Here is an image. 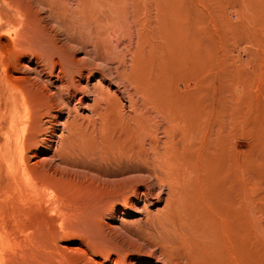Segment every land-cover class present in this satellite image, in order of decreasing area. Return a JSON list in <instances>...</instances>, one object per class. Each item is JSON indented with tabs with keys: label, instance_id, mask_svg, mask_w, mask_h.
<instances>
[{
	"label": "rangeland",
	"instance_id": "1",
	"mask_svg": "<svg viewBox=\"0 0 264 264\" xmlns=\"http://www.w3.org/2000/svg\"><path fill=\"white\" fill-rule=\"evenodd\" d=\"M145 104L201 121L173 238L183 218L193 264H264V0H0V264H188L130 235L165 187L92 172Z\"/></svg>",
	"mask_w": 264,
	"mask_h": 264
},
{
	"label": "bare ground",
	"instance_id": "2",
	"mask_svg": "<svg viewBox=\"0 0 264 264\" xmlns=\"http://www.w3.org/2000/svg\"><path fill=\"white\" fill-rule=\"evenodd\" d=\"M116 74H117V72H116ZM117 76L119 77L120 74ZM123 79H125V78H123ZM132 86L133 85H131V88H130L131 90H132ZM133 87H135V86H133ZM137 90H139V89H137ZM135 92L137 94V91H135ZM128 94H129V92H128ZM134 94L132 92V95H134ZM138 96H139V94H138ZM10 97H11V95H10ZM141 97H142V95H141ZM61 98H62V96H61ZM144 100H146V99H143V101H142L143 103H144ZM100 101H101V98H100ZM15 102H14V104H15ZM92 104L94 106V103H92ZM144 106H146V104ZM157 106L154 104H150V106H148V107L146 106V109L148 108L149 110H151L153 112V114L157 115L156 119L153 120L152 123H150L148 119H140V120L137 119L136 121L132 122L133 123V129L131 132H132L134 137L129 138L128 142H121L120 140H125V139H118L117 136H116L117 137L116 140L118 139V141H115L114 139H112L115 142L113 144V147H114L113 150L115 149V151L110 152L111 158L103 161L100 164H97V165L95 164L97 167L95 168V166H94V169L93 170L91 169V170L93 173H95L96 179L102 178V180L105 181V182L101 181V183H104V184L106 183V177H108V176L115 177L118 175H125L128 173H136V174H131L127 178H124V179L122 178V179L124 181V185L126 183L130 182V183H137L138 185L142 184V185H145V187H148L147 189H145V193H144V197H143V198H145L143 200V204L145 203V205H146V202H150L148 197L150 195H152V193L155 189L161 190V188L163 189V187H165L166 188L165 194L167 196L164 200L165 201L164 207L166 208L167 212H164V216H160L157 219L155 217L156 221H155V219L151 220L150 221L151 224L149 226L146 225L143 228L140 227L139 229L141 230V232L138 231V232H140V234L138 232H137V234L136 233H130L129 229H128V231L125 229V231L130 233L131 236L136 237V239L141 240L142 242H145L146 245H148L149 247L152 248V251L154 249H156L158 254L161 255L162 257L164 256V258H166V259H169V258L171 259V256H173V258L175 257V258L181 259V261L187 259L188 264H193V263H196L197 260L199 259V253L201 250L198 248L197 244L194 245L195 246L194 248H190V246L187 245L188 243H186V241H185L186 240L185 239V233H186V229L188 227L186 226L187 222H184V221H183V223L181 222L183 218L182 219L179 218V221H180V228H182L184 234L179 235L181 238L180 241H178L179 243L173 238L174 235L171 231V228L174 226L173 225L174 223H172L171 218L174 215H178L177 208H175L176 203L178 204V202H176V200H177V199H175L176 197L174 198L175 192L178 189V187H175L173 185V183H171L167 179V177H169V174L172 173V171L174 169L173 165L181 162V156L183 154H185V150L191 149L192 147H194V148L198 147L197 143H198V139L200 138V133H201V127H200L201 121H200V119L194 120L192 122L193 123L192 131H190V129L188 128L190 126H188V124H187L188 122L186 121L185 118L177 116L173 112H162V111H160V109ZM138 108H140V107H138ZM145 110L144 111L142 110V111L146 112ZM147 112H148V110H147ZM134 113H137V112L134 111ZM104 115H105V113H104ZM188 115H189V113H188ZM98 116L100 119V115H98ZM137 116H140V115H137ZM125 118L126 117H124V119ZM100 120L104 122L103 119H100ZM126 124L129 126V123L127 121H126ZM75 126H76V124H75ZM92 129H94V128H92ZM95 130H96V128H95ZM80 132H82V131H80ZM132 134H130V135H132ZM190 135L193 138L192 141H189ZM73 136H72V138H73ZM92 138H93V135H92ZM114 138H115V136H114ZM94 146H95V144H94ZM108 149L110 150V148H108ZM100 151L104 154V152H103L104 150L103 151L100 150ZM65 155H66V153H65ZM88 170L89 169H87V171ZM111 181L113 184H116L120 180L116 181L114 179ZM107 183L110 185L112 184L109 182H107ZM116 186L118 187L119 185H115L114 188H117ZM158 195L156 198L157 200L160 199ZM90 220H91V218H90ZM127 235H129V234H127ZM173 239L175 242L173 241ZM149 250H151V249H149Z\"/></svg>",
	"mask_w": 264,
	"mask_h": 264
}]
</instances>
